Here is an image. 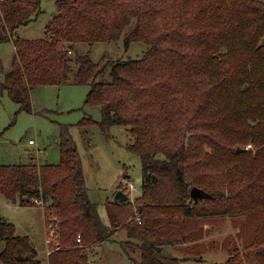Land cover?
<instances>
[{
	"label": "trees",
	"instance_id": "trees-1",
	"mask_svg": "<svg viewBox=\"0 0 264 264\" xmlns=\"http://www.w3.org/2000/svg\"><path fill=\"white\" fill-rule=\"evenodd\" d=\"M54 1L45 35L28 39L17 30L40 14L41 0H0V42L12 41L15 49L9 70L0 60V95L6 90L29 110L34 85L87 83L84 103L97 106L100 119L85 115L78 124H96L104 134L111 125L129 130L126 148L140 158L142 190L133 199H107L104 222L67 124L57 163L0 164L8 201L47 203L49 211L54 205L58 241L48 264H90L89 250L120 228L140 249L135 264H179L162 252L195 233L194 219L243 213L252 218L239 228L243 253L235 245L227 264L243 254L262 264L264 0ZM133 19L124 47L140 41L146 49L113 61L110 80H97L108 52L93 61L74 45L118 40ZM192 186L204 194L192 198ZM0 238V264H42L12 222L0 219Z\"/></svg>",
	"mask_w": 264,
	"mask_h": 264
},
{
	"label": "rangeland",
	"instance_id": "rangeland-1",
	"mask_svg": "<svg viewBox=\"0 0 264 264\" xmlns=\"http://www.w3.org/2000/svg\"><path fill=\"white\" fill-rule=\"evenodd\" d=\"M40 7V14L17 30L20 37L34 39L45 35V24L56 9L55 1L41 0ZM133 24L134 19L124 27L118 40L96 41L92 44L78 42L74 45L76 51L88 52L93 61L108 52V58L104 59L107 65L99 72L97 80H110L108 72L113 61L140 57L146 49V45L140 41L131 42L127 49L124 47L123 37ZM14 54L12 41L0 42V60L5 71L10 69ZM72 74L69 73L70 77ZM2 76L0 71V78ZM89 87L87 83H77L72 79L61 84L34 85L30 91L29 110L22 109L21 104L4 90L0 95V164L30 161L57 163L61 155L59 134L62 124H67V133L81 158L88 196L97 203L99 214L106 222L105 202L107 199L113 200L119 186L129 192L130 199L141 193V161L138 155L126 148L133 138L125 126L111 125L104 134L96 124H78L85 115L100 119L99 108L84 103ZM30 139L33 143L29 142ZM130 184L135 185L136 189L131 190ZM49 210L47 203L39 205L28 202L21 205L8 201L0 192V219L12 222L16 235L29 238L42 264H48L46 252H51L58 241L55 237L49 243L45 240L51 237L50 225L55 223L51 221L54 205ZM246 218L243 213L237 217L221 215L194 219L192 224L197 226L195 233L186 241L167 244L162 253L164 256H178L176 259L179 264H227L235 245L243 253V229L239 228L245 225L243 221L252 224V218ZM128 238L125 228L116 230L110 239L89 250L90 264H135L140 260V249H135ZM184 243L190 245V249L188 245L184 247ZM3 246L4 239L0 238V251ZM233 264L261 263L250 262L243 254Z\"/></svg>",
	"mask_w": 264,
	"mask_h": 264
},
{
	"label": "water",
	"instance_id": "water-1",
	"mask_svg": "<svg viewBox=\"0 0 264 264\" xmlns=\"http://www.w3.org/2000/svg\"><path fill=\"white\" fill-rule=\"evenodd\" d=\"M56 12L54 11L53 14ZM204 194V192L198 188L197 186H192L190 189V196L194 199H197L201 197ZM129 198L128 193H126L123 189H117L113 201H122V200H127Z\"/></svg>",
	"mask_w": 264,
	"mask_h": 264
},
{
	"label": "built area",
	"instance_id": "built-area-1",
	"mask_svg": "<svg viewBox=\"0 0 264 264\" xmlns=\"http://www.w3.org/2000/svg\"><path fill=\"white\" fill-rule=\"evenodd\" d=\"M29 142H30V143H33V140L30 139ZM129 188H130L131 190H134V189H136V186L130 184V185H129ZM138 221H139V219H138ZM139 222H140V221H139ZM50 228H51V229H50V230H51V234H50L51 237H50V238H49V237H46L45 240H46L47 243H49V242L51 241V238H52V240H54L53 237H55V239H58V233H57V231H56L55 226H54L53 224H51V225H50ZM77 240H78V241L80 240V236L77 237ZM56 242H57V241H56Z\"/></svg>",
	"mask_w": 264,
	"mask_h": 264
},
{
	"label": "crops",
	"instance_id": "crops-1",
	"mask_svg": "<svg viewBox=\"0 0 264 264\" xmlns=\"http://www.w3.org/2000/svg\"><path fill=\"white\" fill-rule=\"evenodd\" d=\"M101 244H102V243H101ZM187 245H188V244L184 243L183 246L185 247V246H187ZM166 246H168V245L166 244V245L164 246V249H165ZM193 246H195V245H192L191 247H193ZM188 248L190 249V245H188ZM136 249H137V248H136ZM46 253H47L46 258H47V260H48V254H49L50 252L47 251ZM173 254H174V253H173ZM171 256L178 257V256H176V255H171Z\"/></svg>",
	"mask_w": 264,
	"mask_h": 264
}]
</instances>
